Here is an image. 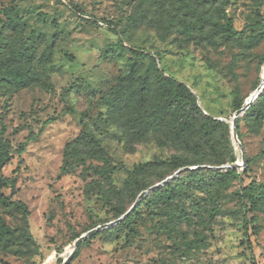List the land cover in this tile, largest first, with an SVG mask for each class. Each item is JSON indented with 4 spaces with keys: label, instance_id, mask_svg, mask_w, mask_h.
I'll return each mask as SVG.
<instances>
[{
    "label": "rangeland",
    "instance_id": "1",
    "mask_svg": "<svg viewBox=\"0 0 264 264\" xmlns=\"http://www.w3.org/2000/svg\"><path fill=\"white\" fill-rule=\"evenodd\" d=\"M2 9L0 128L10 152L2 173L15 186L0 192L30 213L0 207V225L11 229L0 236V264H62L81 234L118 218L177 169L242 161L235 173L183 171L82 241L69 264H264V96L260 120L238 116L240 145L229 122L234 90L244 104L262 81L264 0H229L237 34L193 40L179 15L171 20V0H0ZM12 66L36 81L17 89L6 78ZM156 67L186 85L202 116L227 125L204 135L187 103L182 130L178 112L161 111ZM140 100L147 127L136 119Z\"/></svg>",
    "mask_w": 264,
    "mask_h": 264
},
{
    "label": "trees",
    "instance_id": "2",
    "mask_svg": "<svg viewBox=\"0 0 264 264\" xmlns=\"http://www.w3.org/2000/svg\"><path fill=\"white\" fill-rule=\"evenodd\" d=\"M171 5H172V11L170 16L171 20L174 21L176 16L178 15L180 16V23L189 40H193L196 34L206 33L207 35H211V36H214L219 33L222 34L231 33L234 35L237 34V31H235L233 27L232 19L228 17L226 13V8L229 5V0H171ZM0 12L6 13L7 9H2ZM223 18L227 20L226 23L221 21V19ZM257 24L259 26L261 23H257ZM108 30L113 32L114 34H118V31H116L112 27H108ZM208 30H210L211 32H206ZM167 33L168 30L165 29L164 32L160 34V38L164 39ZM156 70L161 74V78H162L161 85L164 90L163 97L165 101L161 106V111H164L163 114L165 116H167L168 114H176L178 112L179 114H176L175 117L181 120L180 127L182 130H186L189 127L188 119L187 117L184 116L186 112L185 107L187 103L192 104L193 110L203 118L202 125L200 126V132H202L204 135H208V136L211 135L212 133V131L210 130L211 127L227 125L224 124L223 122L213 119L208 115L202 116V110L198 105H196L195 95L186 88V85L184 83L176 81L171 77L163 76L162 72L157 67ZM7 71L8 72L6 78L9 84L15 85L17 89L27 87L32 83H34L37 79V75L33 74L30 70L23 69L18 66L8 67ZM139 90L142 95L143 94L145 95V93H147L148 91V88L141 87ZM233 94H234V98L232 101V106H233V111H235L239 109L243 105V103L239 99L237 90H234ZM263 96H264V88L259 98H256L257 100L255 99L254 101L255 103L253 102L244 112L249 113L251 115H255V117L258 120H260V118L263 116V111H261L259 106L261 105ZM168 98H169V102L166 101V99ZM170 98L172 101L170 100ZM136 108L138 109L136 115L138 124L141 127H147V125L151 121V117L145 116V114L143 113L142 111L143 106L141 100L137 102ZM49 122H50L49 119L44 121L42 124V128L45 127ZM238 125H239V119L237 118L236 130L238 129ZM3 133H4V129L1 127L0 128V190L1 188L4 187L14 188L15 186L14 179L5 177L2 173V168L10 161V152L8 149V145L3 139ZM34 136L32 133H30L27 139L32 140ZM22 152H23V146H19L18 153L21 154ZM171 163L175 168H179L183 166V164L179 162V160L173 159L171 160ZM145 166L147 165L145 164L142 165V168H144ZM204 169H209V168H204ZM198 171H201V169ZM198 171L187 170L185 172L195 173ZM230 172L235 173L236 169H231ZM251 187L252 185L249 186V188ZM247 189L248 187H243L244 191ZM161 192H162V187L157 188L156 190L150 193H161ZM244 196L247 195L244 194ZM247 198L251 204H255V202L257 201V198L252 195H248ZM0 207H5V208L13 207L16 210L20 211L25 219L28 217L30 213L26 204H24L19 200L10 201L9 197L5 196L1 192H0ZM26 227L28 226L26 225ZM10 231H11L10 227H8L5 223H1L0 236H2L3 234H9ZM28 237L31 238V235L29 234ZM248 244H250V241H248ZM76 253H77V249L75 254Z\"/></svg>",
    "mask_w": 264,
    "mask_h": 264
},
{
    "label": "water",
    "instance_id": "3",
    "mask_svg": "<svg viewBox=\"0 0 264 264\" xmlns=\"http://www.w3.org/2000/svg\"><path fill=\"white\" fill-rule=\"evenodd\" d=\"M262 88H264V78H262L261 81V87L257 90L256 94H254L252 97H250L249 99H246L244 104L237 110L234 111V113L231 116V119L229 120L230 124H231V129H232V135L233 138L235 139L236 142H238V144L240 145V142L238 141L237 138V132H236V125H237V118L239 115H241L251 104L252 102L256 99V97L258 96L257 94L258 91H261ZM198 106L200 107V104L197 102ZM222 120V119H220ZM242 153H243V149L241 146H239ZM242 157L243 154H242ZM243 159V158H242ZM244 162L242 161V163H233L231 165H220V166H209V165H199V166H192V167H182L177 169L173 175L167 177L166 179H164L163 181L156 183L154 185H152L151 187L145 189L144 191H142L137 199L134 201V203L122 214L120 215L118 218L114 219L113 221H111L110 223L106 224V225H100L98 227H95L89 231H87L86 233L81 234L73 243V247L69 253V256L63 260L62 264H69L72 260V258L74 257V254L76 252V249L78 247V245L84 241L87 237H89L90 235L96 233L97 231L107 228V227H112L118 223H120L121 221H123L125 218H127L133 211L134 209L137 207V205L139 204V202L146 196L148 195L150 192L156 190L157 188H160L162 186H164L167 182H169L170 180L174 179L175 177H177L180 173H182L183 171H187V170H195V169H204V168H211V169H226L228 167H231L233 169L239 168L240 166H243Z\"/></svg>",
    "mask_w": 264,
    "mask_h": 264
},
{
    "label": "bare ground",
    "instance_id": "4",
    "mask_svg": "<svg viewBox=\"0 0 264 264\" xmlns=\"http://www.w3.org/2000/svg\"><path fill=\"white\" fill-rule=\"evenodd\" d=\"M262 78H264V74L262 76ZM261 87V83L251 92L250 96L247 98L249 99L250 97H252L254 94H256L257 90ZM260 91H258L259 93ZM258 95V94H257ZM73 247V246H72Z\"/></svg>",
    "mask_w": 264,
    "mask_h": 264
}]
</instances>
